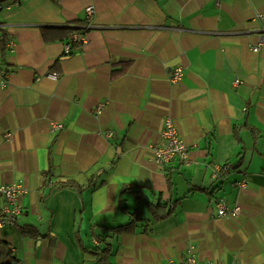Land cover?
Instances as JSON below:
<instances>
[{"label": "crops", "instance_id": "crops-1", "mask_svg": "<svg viewBox=\"0 0 264 264\" xmlns=\"http://www.w3.org/2000/svg\"><path fill=\"white\" fill-rule=\"evenodd\" d=\"M216 2L0 3V185L25 189L15 224L0 226L14 264H94L82 248L96 236L113 264L180 263L190 247L199 263L264 264V0ZM86 7L94 14L81 50L65 56L64 40L42 39L43 27L83 21ZM176 66L183 77L172 85ZM167 117L188 165L153 162ZM91 176L97 187L83 189ZM66 179L81 191L52 188ZM219 200L239 216L218 217ZM134 211L142 220L113 233ZM25 226L38 234L23 235Z\"/></svg>", "mask_w": 264, "mask_h": 264}, {"label": "built area", "instance_id": "built-area-1", "mask_svg": "<svg viewBox=\"0 0 264 264\" xmlns=\"http://www.w3.org/2000/svg\"><path fill=\"white\" fill-rule=\"evenodd\" d=\"M216 5L219 7V0H217ZM1 8V7H0ZM84 27L89 30L90 22L92 20L94 10L92 7H86L84 9ZM259 18H264L262 15H258ZM1 30V27H0ZM2 35L0 34V41ZM74 43H78L80 47H83L87 43V32L84 34L72 33L70 34L67 41L63 43V55L70 56L72 53V46ZM6 48L12 49L14 44L11 41L5 43ZM261 46V40L257 45L251 48L253 53L259 51ZM7 72L3 68V63L0 60V77H5ZM51 79H56V74L47 75ZM183 77V68L181 66H176L173 69L167 71V80L172 85L178 84ZM5 83V82H3ZM235 85H239L240 81L235 80ZM4 85V84H3ZM103 103L98 104L94 108V113L99 115L102 111ZM61 127L60 123H53L52 130L56 131ZM110 136V134H107ZM160 138L162 144L159 146L152 147L153 152V162L159 167H165L169 165L172 161L177 160L181 164L188 165V147L179 137L173 121L170 118H165L163 121V127L160 132ZM6 139L10 141V135H6ZM221 169L220 167H214L212 172V177L214 179L220 177ZM264 174V171H263ZM246 185L244 182L239 183L240 188H244ZM25 193V189L21 184H11V185H0V196L4 199V205L1 210L0 226L6 224H13L17 217L22 213L20 204L18 203L19 197ZM217 216L234 218L239 215V208L237 207H228L222 200L216 202ZM164 264H211V263H199L196 260V251L193 247H190L183 260L180 263H174L169 260Z\"/></svg>", "mask_w": 264, "mask_h": 264}, {"label": "trees", "instance_id": "trees-1", "mask_svg": "<svg viewBox=\"0 0 264 264\" xmlns=\"http://www.w3.org/2000/svg\"><path fill=\"white\" fill-rule=\"evenodd\" d=\"M4 1L6 0H0V3L2 4ZM1 35H2V39H1V45L2 48H4V34L3 32L0 30ZM41 32V37L45 42H49L52 40H64L63 42L67 41L70 34L72 33H78V34H84L86 32H88L87 29H85L84 27V20L83 21H77L75 22L74 25H70V26H66L57 30H53L51 28H46L43 27L40 30ZM82 47H80V45L78 43H74L72 46V54L78 52L79 50H81ZM114 75V74H113ZM46 176L50 179V174L47 173ZM96 176H91L88 180L86 185L83 187V189H95L97 187V183L95 181ZM167 181L170 185V179L167 178ZM102 185V183H98V186ZM53 189H62V188H71V189H75L78 192L81 191V188L79 186V184L73 180L70 179H66V180H57L54 185L52 186ZM124 190H128V188H125ZM42 197V196H41ZM154 207L156 209H164L165 206L163 205V203L160 202L159 198L157 200V203L154 205ZM131 214V222L127 223L125 225L122 226H118V227H113L111 228L113 233L119 232V231H131V226L132 223L138 220H142L140 217V214L138 212H132ZM166 214H169L166 213ZM0 218H1V212H0ZM21 232L23 235L25 236H30V237H34L38 234L36 228L32 227V226H25L21 228ZM96 240L98 241L97 245H92V246H83V252L92 256L94 258V264H113L110 262L109 258L111 256V245L110 243L107 241L106 238H101L99 236H96ZM18 261L15 259V257L13 256V252L11 251L10 246L4 242L0 240V264H14L17 263Z\"/></svg>", "mask_w": 264, "mask_h": 264}, {"label": "bare ground", "instance_id": "bare-ground-1", "mask_svg": "<svg viewBox=\"0 0 264 264\" xmlns=\"http://www.w3.org/2000/svg\"><path fill=\"white\" fill-rule=\"evenodd\" d=\"M21 196H22V195H21ZM2 208H3V207H2ZM1 210H2V209H1ZM0 212H1V211H0ZM238 216H239V215H238ZM238 216H237V217H238ZM17 218H18V217H17ZM234 218H235V217H234ZM15 222H16V220H15ZM15 222H14L13 224H15ZM6 225H12V224H6Z\"/></svg>", "mask_w": 264, "mask_h": 264}]
</instances>
